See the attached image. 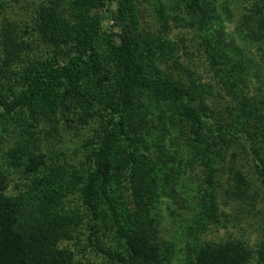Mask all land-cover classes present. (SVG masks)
I'll list each match as a JSON object with an SVG mask.
<instances>
[{
	"label": "trees",
	"instance_id": "obj_1",
	"mask_svg": "<svg viewBox=\"0 0 264 264\" xmlns=\"http://www.w3.org/2000/svg\"><path fill=\"white\" fill-rule=\"evenodd\" d=\"M232 1L44 0L29 23L2 19L0 5V144L14 139L0 157V264H264V237L201 236L220 222L218 197L264 219V94L222 72L243 69L224 38ZM141 4L158 34L142 31ZM169 19L195 29L235 104L223 110L179 60L188 45L168 36ZM36 41L51 52L30 53ZM65 131L81 139L75 160ZM195 166L207 186L175 259L162 208ZM225 169L226 186L214 179ZM13 174L27 181L11 192Z\"/></svg>",
	"mask_w": 264,
	"mask_h": 264
},
{
	"label": "rangeland",
	"instance_id": "obj_2",
	"mask_svg": "<svg viewBox=\"0 0 264 264\" xmlns=\"http://www.w3.org/2000/svg\"><path fill=\"white\" fill-rule=\"evenodd\" d=\"M44 0H0L1 18L12 19L18 23L32 22L36 9ZM261 0H235L228 5L231 10L230 19L224 21L223 31L226 43H228L229 53L234 55L236 61L240 60L243 69L236 66L235 63L229 64V68L223 69V76L231 83L235 82L242 89L241 94L256 98L264 94V15L260 8ZM219 7V6H218ZM139 20L142 31H150L158 34V21L154 11L150 7L141 4L139 9ZM185 12V11H184ZM254 13L257 16H254ZM184 13H180L183 15ZM105 27L109 28L106 22ZM170 30H167L168 36L176 41L179 46L182 45L183 38L188 45V53L185 54L179 48V60L190 67H193L198 74L201 82L211 84V93H214L215 100L224 110V103L232 97L227 92L223 83L216 78L214 69L209 63V58L205 53L203 44L196 36L195 29L183 25H176L172 19H169ZM164 32V33H166ZM52 45L43 42H31L30 53L51 52ZM242 61V62H241ZM232 75V76H229ZM235 77H240L242 81H234ZM62 147L67 149V156L75 160L79 157V151L74 156L73 151L80 143V138L71 136L68 132L62 134ZM13 133L7 134L6 140L0 144V157L4 150L13 144ZM61 142L59 143V145ZM248 167V166H246ZM245 167V168H246ZM228 173L225 170L217 172L214 179L219 180L224 186L227 184ZM27 179L13 174V180L9 184V191L14 192L22 188ZM207 186L204 172L199 166L193 167V170L185 174L184 186L180 190V198L175 202H170V206H163L161 233L167 239L171 240L175 246L174 257H180L185 254V243L190 239L188 228L193 223L197 212V203L204 196V188ZM218 213L220 222L209 223L206 230L201 234L203 238L208 239H227L234 237H245L250 244L260 242L264 237V219L263 214L242 212L240 203L218 197ZM82 244H85L83 240ZM89 244H85L82 252L88 257H94L97 261L101 260L97 252L91 251Z\"/></svg>",
	"mask_w": 264,
	"mask_h": 264
}]
</instances>
